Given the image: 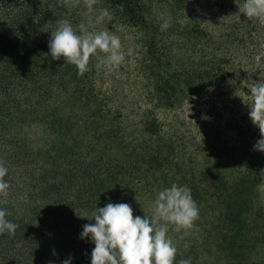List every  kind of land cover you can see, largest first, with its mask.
Here are the masks:
<instances>
[{
    "label": "trees",
    "instance_id": "trees-1",
    "mask_svg": "<svg viewBox=\"0 0 264 264\" xmlns=\"http://www.w3.org/2000/svg\"><path fill=\"white\" fill-rule=\"evenodd\" d=\"M243 3L96 0L93 17L107 8L112 19L90 30L118 35L125 60L108 69L91 56L89 70L79 74L63 57L52 59L48 41L58 20L74 28L86 22L83 0H0V162L10 185L0 207L18 225L14 235L0 234V264H63L69 257L71 264H91L95 245L80 233L95 222L97 207L127 203L134 217L150 219L139 200H155L173 183L188 186L198 199L199 185L180 175L159 133V114L200 95L207 110L225 109L235 124L260 131L249 112L251 84L264 82V21L246 17ZM164 17L171 18L167 30L161 29ZM130 49H137L131 71ZM122 75L132 76L128 92ZM28 131L42 135L40 146L29 144ZM235 184L230 196L210 197L205 210L198 201L196 220L203 227L223 211L229 216L226 202L240 193ZM261 248L224 263L215 251L204 264H264Z\"/></svg>",
    "mask_w": 264,
    "mask_h": 264
},
{
    "label": "rangeland",
    "instance_id": "rangeland-1",
    "mask_svg": "<svg viewBox=\"0 0 264 264\" xmlns=\"http://www.w3.org/2000/svg\"><path fill=\"white\" fill-rule=\"evenodd\" d=\"M136 52L128 51L130 71L133 69L131 58ZM122 76V89L128 92L133 87L132 76ZM159 122L160 135L171 145V158L182 167L180 175H186L188 180L193 177L196 186L199 185L200 196L195 201L200 202L201 208L209 207L213 201L209 198L218 193L230 196L233 190H229L235 183L234 190L240 192L239 196L229 197L226 202V206L231 208L229 216H225L223 211L214 219V226L212 222L207 228L206 224L203 227L199 220H195L191 227L168 224L167 235L177 249L176 255L181 259L190 258L191 264H204L210 263L211 257L215 259L214 253L218 251L221 252L217 255L218 260L224 263L225 258L238 261L242 255L246 259L263 250L264 217L253 216L264 215V152L254 150V145L262 138L261 131H256L251 124L243 127L242 121L235 124L233 114L225 109L207 110L201 104L200 95L184 101L168 114L160 113ZM26 135L32 147L41 145L37 142L40 133L28 131ZM172 180V176L168 177V182ZM242 182H245V187H242ZM153 201L145 197L139 200L150 219L154 213ZM240 206L241 216L238 217L236 209ZM207 229L214 230L208 234Z\"/></svg>",
    "mask_w": 264,
    "mask_h": 264
},
{
    "label": "clouds",
    "instance_id": "clouds-1",
    "mask_svg": "<svg viewBox=\"0 0 264 264\" xmlns=\"http://www.w3.org/2000/svg\"><path fill=\"white\" fill-rule=\"evenodd\" d=\"M86 22L75 28L68 20H58V27L51 32L48 41L49 54L54 60L64 58L65 63L74 65L79 74L89 70V59L96 56L99 65L108 69L125 60L121 39L108 30H90L112 16L107 8L98 14L96 0H83ZM243 14L248 18L264 21V0H244ZM171 26V18L164 17L161 29ZM103 53V56H99ZM98 65V66H99ZM252 97L249 116L259 127L262 138L254 145V150L264 152V82H253L250 87ZM8 168L0 162V198L8 196L9 183L5 179ZM154 213L151 219L137 215L127 203H107L97 207L93 213L94 223L85 224L80 238H88L94 243L91 264H191V259L175 261L177 249L168 233V224L191 227L199 217V208L186 185L173 183L157 193L153 201ZM6 209L0 207V234L14 235L18 225L6 217ZM71 257L63 264H71Z\"/></svg>",
    "mask_w": 264,
    "mask_h": 264
}]
</instances>
